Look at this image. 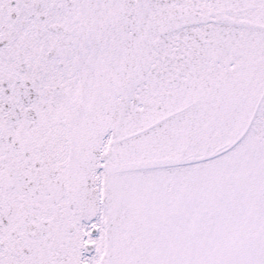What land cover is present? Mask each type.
I'll return each mask as SVG.
<instances>
[{
  "label": "snow or ice",
  "instance_id": "1",
  "mask_svg": "<svg viewBox=\"0 0 264 264\" xmlns=\"http://www.w3.org/2000/svg\"><path fill=\"white\" fill-rule=\"evenodd\" d=\"M0 264H264V0H0Z\"/></svg>",
  "mask_w": 264,
  "mask_h": 264
}]
</instances>
